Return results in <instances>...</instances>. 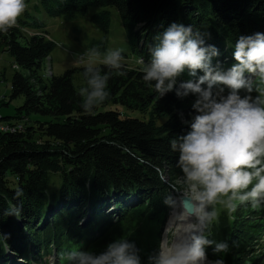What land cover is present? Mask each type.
<instances>
[{
  "label": "trees",
  "instance_id": "16d2710c",
  "mask_svg": "<svg viewBox=\"0 0 264 264\" xmlns=\"http://www.w3.org/2000/svg\"><path fill=\"white\" fill-rule=\"evenodd\" d=\"M35 6L67 20L98 7L89 20L103 35L88 45L100 52L107 47L108 7H116L133 51L145 62L158 43L156 37L174 22L206 34V45L219 50L213 63L225 69L235 63L234 45L241 35L264 33V0H39ZM29 25L44 27L42 21L19 18L15 27L0 32V53L8 52L15 65L9 100L0 94V105L23 97L11 115H0V121L23 124L13 132H0V264L41 263L47 254L56 255V264H66L61 253L77 246L100 252L121 237L135 242L142 264H147L171 218L164 198L180 174L178 153L169 142L190 131L185 121L195 115L192 104L183 106L188 97L179 98L175 91L160 97L154 82L143 80L141 65L123 62L126 74L112 72L108 99L86 112L78 95L85 84L84 65L48 75L44 62L55 42L45 30L22 35L21 29ZM97 66L102 73L109 71ZM77 76L81 84L75 82ZM188 78L185 72L180 79ZM249 78L254 89L264 88L258 78ZM159 113L169 114L164 123L158 124ZM18 190L23 192L19 198ZM21 201L19 219L4 215L10 203ZM257 210L250 207L233 222L220 216L209 229L210 238L227 241L230 251L215 254L208 248V259L256 264L259 256L246 257L245 252L252 247L248 241L264 232V218ZM144 220L159 226L152 242L144 241Z\"/></svg>",
  "mask_w": 264,
  "mask_h": 264
},
{
  "label": "clouds",
  "instance_id": "9594fccd",
  "mask_svg": "<svg viewBox=\"0 0 264 264\" xmlns=\"http://www.w3.org/2000/svg\"><path fill=\"white\" fill-rule=\"evenodd\" d=\"M27 7L26 0H0V32L15 27ZM205 35L174 22L156 37L148 62L143 57L136 61L143 80L154 82L160 97L172 91L179 98L195 97V115L185 121L190 131L169 142L178 153L180 174L163 202L172 209L174 222L147 264H225L222 257L209 261L207 255L208 248L215 254L230 251L227 241L210 238L209 229L221 210L234 219L240 205L264 206V88L254 89L249 78L264 83V33L241 35L234 45L235 63L227 69L213 63L219 50L206 45ZM123 61L120 49L101 53L92 48L79 55L76 62L84 65L85 84L78 95L84 111L108 99L112 72L126 74ZM98 64L109 71L102 73ZM185 72L189 78L180 79ZM242 90L247 94L241 96ZM161 179L168 182L163 174ZM22 195L16 192L17 198ZM185 200L191 201V211L185 209ZM22 206V201L10 203L4 215L19 219ZM59 258L66 264H142L141 249L123 237L114 238L100 252L77 246Z\"/></svg>",
  "mask_w": 264,
  "mask_h": 264
},
{
  "label": "rangeland",
  "instance_id": "374dc122",
  "mask_svg": "<svg viewBox=\"0 0 264 264\" xmlns=\"http://www.w3.org/2000/svg\"><path fill=\"white\" fill-rule=\"evenodd\" d=\"M36 4L39 5V0H31L29 3H27L28 7L26 11L30 13V15H25L24 12L20 18H25L28 21H33L34 19L42 21L44 23V27L42 28L35 25H29L21 29V34L28 36L34 32L45 30L47 32V38L55 42L54 49L44 62V72H47L48 75H58L68 68L82 65L76 62L79 59V55L91 49L88 45L91 39H98L103 35L102 31L89 20V16L99 8L90 6L85 14L79 15L73 20H67L61 16L48 15L41 8L36 7ZM108 9L111 12V22L107 33V47L101 53H105L109 50L120 49L126 54L123 62H126L133 67L138 66L136 62L138 59V54L132 49V45L129 42V38L126 34L125 28L123 27L122 18H120L117 8L112 6L108 7ZM48 66H50L51 69H49ZM14 71L15 65L13 64L12 56L8 52L0 53V94H4L6 96L5 101L9 100L8 96L10 93L11 78ZM75 82L77 84H81L79 76L75 78ZM246 94L247 93L243 90L240 93L241 96ZM194 100L195 97L189 95L188 100H186V104L183 106L187 107L188 105L193 104ZM22 102L23 97L20 96L11 99L7 105H0V115H11L15 108ZM128 114L130 116H139L135 111H128ZM34 115L35 114H30V117H35ZM168 117V113H159L157 115L158 124L164 123ZM250 207L251 205L246 207L239 206L237 211L232 214L235 217L234 219H230L229 214L224 210H221L220 216H224V220H231L230 222H233L236 220L238 215L247 213ZM263 207L264 206L257 208L258 210L255 212V214H262V218H264ZM142 229L145 243L152 242L159 232V226L157 227L154 222L149 220L143 221ZM162 231V237L168 235L165 226L163 227ZM258 237L262 238L258 239V243H254L257 241ZM248 244H250L252 247H249V250L245 252L246 257L256 254L259 256V261L256 264H264V232L262 236H257L254 239H250ZM18 260H20V258H18ZM44 261H47L48 264H56V255L54 256L53 254H47L41 263H38V261L35 264H46L43 263Z\"/></svg>",
  "mask_w": 264,
  "mask_h": 264
},
{
  "label": "built area",
  "instance_id": "2783aa9c",
  "mask_svg": "<svg viewBox=\"0 0 264 264\" xmlns=\"http://www.w3.org/2000/svg\"><path fill=\"white\" fill-rule=\"evenodd\" d=\"M22 125H23L22 122L12 124L10 122L0 121V132H2V131L13 132V131H15L17 129H21Z\"/></svg>",
  "mask_w": 264,
  "mask_h": 264
},
{
  "label": "water",
  "instance_id": "95a60500",
  "mask_svg": "<svg viewBox=\"0 0 264 264\" xmlns=\"http://www.w3.org/2000/svg\"><path fill=\"white\" fill-rule=\"evenodd\" d=\"M184 207H185V209H186L187 211H191L193 205H192V203H191L190 200H185V202H184Z\"/></svg>",
  "mask_w": 264,
  "mask_h": 264
},
{
  "label": "bare ground",
  "instance_id": "6f19581e",
  "mask_svg": "<svg viewBox=\"0 0 264 264\" xmlns=\"http://www.w3.org/2000/svg\"><path fill=\"white\" fill-rule=\"evenodd\" d=\"M178 211V210H177ZM169 222H167L168 224H165V225H167L165 228L166 229H170L171 228V226H172V223L174 222V217L172 216L171 218H170V220H168ZM166 232H167V230H166ZM168 233V232H167ZM209 261H211L210 259H208Z\"/></svg>",
  "mask_w": 264,
  "mask_h": 264
}]
</instances>
